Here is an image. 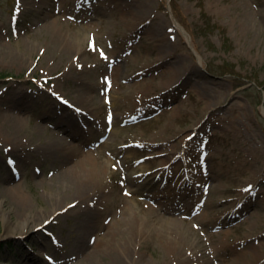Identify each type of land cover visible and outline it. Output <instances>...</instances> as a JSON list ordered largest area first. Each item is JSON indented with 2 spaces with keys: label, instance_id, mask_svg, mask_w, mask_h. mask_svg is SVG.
Here are the masks:
<instances>
[{
  "label": "rangeland",
  "instance_id": "obj_1",
  "mask_svg": "<svg viewBox=\"0 0 264 264\" xmlns=\"http://www.w3.org/2000/svg\"><path fill=\"white\" fill-rule=\"evenodd\" d=\"M0 192V264H264V0H0Z\"/></svg>",
  "mask_w": 264,
  "mask_h": 264
},
{
  "label": "bare ground",
  "instance_id": "obj_2",
  "mask_svg": "<svg viewBox=\"0 0 264 264\" xmlns=\"http://www.w3.org/2000/svg\"><path fill=\"white\" fill-rule=\"evenodd\" d=\"M148 8L146 7V2L142 1L141 5H139V9L138 10H135V8L133 10H131V12L128 14V17L125 18L126 20V24H128L131 28H134L135 26H137L139 24V22L141 20L144 19V17H148L146 14L148 13ZM46 28L51 32L53 33L52 34V38L53 40H56L57 42H59V40L61 41L63 33H61V29L59 27H56L55 26V23H53V25H51V23H49L48 25H46ZM64 42V41H63ZM62 41L61 43L64 44ZM74 46L73 45H70L69 43L66 45V50L68 54H71L73 55L74 58H76L77 54H74ZM159 50L161 51L159 54H162L165 53L162 49V48H159ZM165 59V58H163ZM173 76V73L169 74V77H167V80L169 79H172ZM173 87V86H172ZM89 91L84 89V94H85V97L88 99V94ZM83 109V108H81ZM84 110V109H83ZM86 115H81L78 117V119L80 118H85ZM78 119H75L74 118L72 119L73 120V125H75V121H77ZM6 127V130H7V133H10L11 135H14V139L17 138V136H19L20 134H22V127H23V122L22 121H19V120H14L13 117H11L8 113L4 115V123H3V127ZM87 126V124H86ZM86 128H90V126H87L85 127L83 124L81 126L78 127V125H75V129H73V132L74 134L78 133L80 135H84V133L86 134ZM16 133V134H15ZM89 134L91 135V137H94V133L90 132L89 131ZM80 135H78L80 137ZM87 135V134H86ZM75 138V136H73ZM76 139V138H75ZM80 139V138H79ZM71 140H72V137H71ZM86 140H90V139H86ZM13 142H17L19 140H12ZM68 150H72L73 149V146L72 145H69L67 146ZM52 150V148H49V150ZM88 158V157H87ZM89 159V158H88ZM91 165V164H89ZM89 165H88V170H80L78 169L79 168V165L77 166H74L72 168H70L68 170V174H67V180L71 182V184H73V187L76 188V192L77 194H79L80 196L82 195V197L86 194V191L87 189H89L90 187H93L95 188V191H96V184H95V181L97 179V176L95 175V173H93V169H90L89 168ZM95 184V186H94ZM6 186V185H5ZM3 192L2 193H6V194H9L11 196V199L13 200V203H14V209L16 210V214H18V220H24L27 216H28V211L30 210V205H29V198L28 196L20 190V188L18 186H12L10 188L8 187H4L3 189ZM1 190V191H2ZM1 194V192H0ZM80 200H85L84 198H81ZM95 200V199H93ZM90 202V201H89ZM92 202V201H91ZM90 202V204H91ZM80 205H77V204H74V205H71L69 207L68 210L64 211V213L67 215V218H69L70 216H79V214L83 211V210H87L89 209L90 206L89 203L87 205H85V209L84 206H80ZM89 212H87L88 214L90 213L91 214V210H88ZM43 215H41L42 217ZM41 217L38 220H42ZM167 216H165L166 218ZM168 219V218H167ZM202 220V218H201ZM45 223V222H43ZM176 224V226L174 225ZM173 227L175 228H178L179 227V223L177 221H175V223L173 222L172 223ZM90 228V225L88 224L87 228ZM15 230L12 228L10 230H8V232L6 233V236H4L5 238H13L14 237V232ZM81 232V231H79ZM83 233V232H82ZM82 233L78 234V235H81ZM36 236V235H41V232H35L33 233L32 236ZM80 237V236H79ZM172 243V241H171ZM171 243H168L169 244V247L171 249V251L174 252V250L176 248H178L179 246V242L177 243H172L173 245H176L173 247V245ZM103 247H105L107 244H102ZM133 243H129L128 244V247L126 249V252L123 254L120 255V257H115V262H117V264H133L135 262V260L137 259H140V261H138V264H143L144 263V260H141L142 259V256L141 258L139 256H136V253L135 251L133 252ZM187 259L186 257L183 256L182 260L180 259V263L181 264H186L187 263ZM22 261L24 262V264H29L30 261H35V262H38L36 259H34L33 257H29V256H26L24 258H22Z\"/></svg>",
  "mask_w": 264,
  "mask_h": 264
},
{
  "label": "trees",
  "instance_id": "obj_3",
  "mask_svg": "<svg viewBox=\"0 0 264 264\" xmlns=\"http://www.w3.org/2000/svg\"><path fill=\"white\" fill-rule=\"evenodd\" d=\"M2 247L0 246V254H1Z\"/></svg>",
  "mask_w": 264,
  "mask_h": 264
},
{
  "label": "snow or ice",
  "instance_id": "obj_4",
  "mask_svg": "<svg viewBox=\"0 0 264 264\" xmlns=\"http://www.w3.org/2000/svg\"><path fill=\"white\" fill-rule=\"evenodd\" d=\"M245 191H248V189H245Z\"/></svg>",
  "mask_w": 264,
  "mask_h": 264
}]
</instances>
